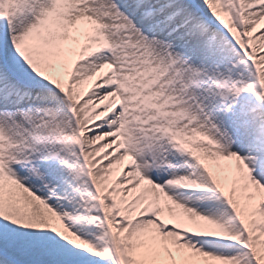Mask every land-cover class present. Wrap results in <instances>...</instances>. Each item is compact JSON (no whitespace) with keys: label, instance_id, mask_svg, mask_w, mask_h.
<instances>
[{"label":"snow or ice","instance_id":"1","mask_svg":"<svg viewBox=\"0 0 264 264\" xmlns=\"http://www.w3.org/2000/svg\"><path fill=\"white\" fill-rule=\"evenodd\" d=\"M0 264H264V0H0Z\"/></svg>","mask_w":264,"mask_h":264}]
</instances>
